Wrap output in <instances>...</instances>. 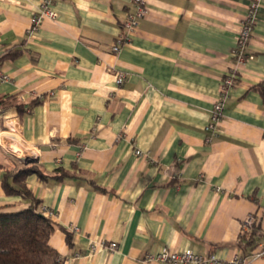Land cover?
<instances>
[{
    "label": "crops",
    "instance_id": "0c3cea01",
    "mask_svg": "<svg viewBox=\"0 0 264 264\" xmlns=\"http://www.w3.org/2000/svg\"><path fill=\"white\" fill-rule=\"evenodd\" d=\"M251 1L145 0L114 52L135 0H53L34 33L43 0H0V211L30 206L4 187L27 159L64 264H166L145 259L163 248L264 264V0L221 132L206 131Z\"/></svg>",
    "mask_w": 264,
    "mask_h": 264
},
{
    "label": "built area",
    "instance_id": "2783aa9c",
    "mask_svg": "<svg viewBox=\"0 0 264 264\" xmlns=\"http://www.w3.org/2000/svg\"><path fill=\"white\" fill-rule=\"evenodd\" d=\"M263 0H252L249 11L241 23V28L238 34L237 42L233 51V64L227 71L221 85V93L219 98L214 103L211 109L210 121L206 126L207 140L211 141L221 132V122L225 116V107L230 95V90L236 85L241 69L247 64L249 57L248 46L251 37L254 33L255 26L259 20V9ZM148 8L145 0H135V9L127 12L123 21V34L117 38L112 49L114 52H119L121 47L130 42L132 33L137 30L140 22L147 16ZM58 12L53 7V0H43L32 18L31 33L39 30L44 19H57ZM127 77V73L121 70L116 72V82L123 84ZM0 78L8 80L0 66ZM136 153L143 155L140 149ZM253 217L247 220L248 224H253ZM77 229V228H75ZM107 246L105 242H92L88 250L89 254H94L99 247ZM109 248L114 250L117 248V242H111ZM264 251L258 252L256 257L262 256ZM81 253H77L79 257ZM146 260L157 261L166 264H248L246 258L236 255L230 261L220 259L217 254L209 253L202 254L193 250H172L170 248H163L159 252L150 253L146 256Z\"/></svg>",
    "mask_w": 264,
    "mask_h": 264
},
{
    "label": "trees",
    "instance_id": "16d2710c",
    "mask_svg": "<svg viewBox=\"0 0 264 264\" xmlns=\"http://www.w3.org/2000/svg\"><path fill=\"white\" fill-rule=\"evenodd\" d=\"M33 173L44 176L38 165L31 163L18 165L5 175L6 192L29 198L31 204L19 211H0V264H64L63 257L50 245L57 226L40 210V200L27 187L26 178Z\"/></svg>",
    "mask_w": 264,
    "mask_h": 264
},
{
    "label": "water",
    "instance_id": "95a60500",
    "mask_svg": "<svg viewBox=\"0 0 264 264\" xmlns=\"http://www.w3.org/2000/svg\"><path fill=\"white\" fill-rule=\"evenodd\" d=\"M24 162H25V164H28V163H30V161H29V160H27V159H24Z\"/></svg>",
    "mask_w": 264,
    "mask_h": 264
}]
</instances>
